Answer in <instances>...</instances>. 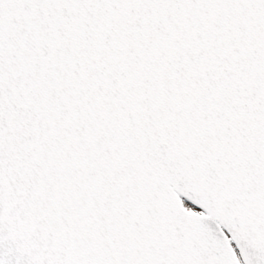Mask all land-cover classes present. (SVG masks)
<instances>
[{
	"label": "snow or ice",
	"instance_id": "obj_1",
	"mask_svg": "<svg viewBox=\"0 0 264 264\" xmlns=\"http://www.w3.org/2000/svg\"><path fill=\"white\" fill-rule=\"evenodd\" d=\"M0 264H264V0H0Z\"/></svg>",
	"mask_w": 264,
	"mask_h": 264
}]
</instances>
